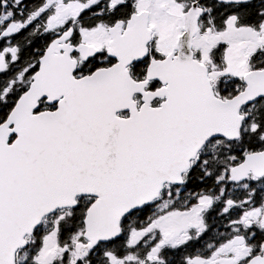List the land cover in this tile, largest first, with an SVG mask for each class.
Here are the masks:
<instances>
[{
    "label": "snow or ice",
    "instance_id": "obj_1",
    "mask_svg": "<svg viewBox=\"0 0 264 264\" xmlns=\"http://www.w3.org/2000/svg\"><path fill=\"white\" fill-rule=\"evenodd\" d=\"M0 264H264V0H0Z\"/></svg>",
    "mask_w": 264,
    "mask_h": 264
}]
</instances>
